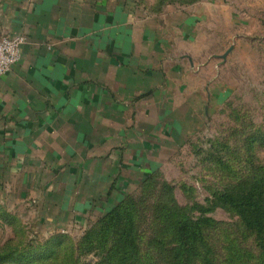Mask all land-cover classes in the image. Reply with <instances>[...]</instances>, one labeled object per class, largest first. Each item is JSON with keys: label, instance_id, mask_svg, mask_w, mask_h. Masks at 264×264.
<instances>
[{"label": "rangeland", "instance_id": "obj_1", "mask_svg": "<svg viewBox=\"0 0 264 264\" xmlns=\"http://www.w3.org/2000/svg\"><path fill=\"white\" fill-rule=\"evenodd\" d=\"M114 2L149 18L146 43H167L154 54L186 79L182 91L189 94L166 117L158 115L171 134L141 149L142 158L134 160L139 168L119 161L116 176L88 177L75 195L47 197V183L35 185L20 174L0 179V264H97L101 252L81 248L98 241L100 219L123 202L142 234L138 264H167L174 236L166 233V214L179 209L212 219L205 235L214 264H264L259 240L241 216L213 204L218 194L253 182L264 167V0ZM150 115L157 117L152 109ZM89 232L94 235L83 241Z\"/></svg>", "mask_w": 264, "mask_h": 264}, {"label": "crops", "instance_id": "obj_2", "mask_svg": "<svg viewBox=\"0 0 264 264\" xmlns=\"http://www.w3.org/2000/svg\"><path fill=\"white\" fill-rule=\"evenodd\" d=\"M148 19L114 0H0V39L26 37L0 76V179L75 195L171 134L163 117L188 84L154 54L167 43H146Z\"/></svg>", "mask_w": 264, "mask_h": 264}, {"label": "trees", "instance_id": "obj_3", "mask_svg": "<svg viewBox=\"0 0 264 264\" xmlns=\"http://www.w3.org/2000/svg\"><path fill=\"white\" fill-rule=\"evenodd\" d=\"M213 204L232 208L241 216L244 226L253 231L264 252V167H259L258 177L243 189L231 188L215 197ZM166 214V233L174 236L170 243L167 264H214L210 258L212 248L206 241V222L212 219L190 218L181 209L170 210ZM55 215L56 221L60 219ZM136 214L128 208L126 202L120 203L111 212L100 219L98 241L90 240V245L81 248L82 252L98 250L102 259L97 264H138L143 256L140 251V237ZM94 235L89 232L83 241ZM154 242L160 243L159 239ZM77 251L75 250V254ZM80 256H76V260ZM149 264H156L150 262Z\"/></svg>", "mask_w": 264, "mask_h": 264}, {"label": "built area", "instance_id": "obj_4", "mask_svg": "<svg viewBox=\"0 0 264 264\" xmlns=\"http://www.w3.org/2000/svg\"><path fill=\"white\" fill-rule=\"evenodd\" d=\"M26 42L23 34L6 35L0 39V76L7 74L22 56V46Z\"/></svg>", "mask_w": 264, "mask_h": 264}]
</instances>
